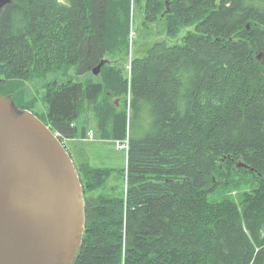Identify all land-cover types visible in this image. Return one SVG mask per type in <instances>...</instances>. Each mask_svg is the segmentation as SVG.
Returning <instances> with one entry per match:
<instances>
[{
    "label": "trees",
    "instance_id": "16d2710c",
    "mask_svg": "<svg viewBox=\"0 0 264 264\" xmlns=\"http://www.w3.org/2000/svg\"><path fill=\"white\" fill-rule=\"evenodd\" d=\"M167 1L8 0L0 94L31 110L16 99L27 80L87 74L48 81L35 115L63 145L92 117L100 140H128L122 169L74 163L85 230L73 264H264V0ZM131 43L143 54L124 69ZM241 181L238 198L221 195Z\"/></svg>",
    "mask_w": 264,
    "mask_h": 264
},
{
    "label": "water",
    "instance_id": "95a60500",
    "mask_svg": "<svg viewBox=\"0 0 264 264\" xmlns=\"http://www.w3.org/2000/svg\"><path fill=\"white\" fill-rule=\"evenodd\" d=\"M84 230L83 189L67 149L0 94V264H73Z\"/></svg>",
    "mask_w": 264,
    "mask_h": 264
},
{
    "label": "rangeland",
    "instance_id": "374dc122",
    "mask_svg": "<svg viewBox=\"0 0 264 264\" xmlns=\"http://www.w3.org/2000/svg\"><path fill=\"white\" fill-rule=\"evenodd\" d=\"M59 2H64L65 0H58ZM169 1V0H168ZM167 3L169 4V2ZM166 5V9H167ZM166 11V10H165ZM141 13L140 11H135V26L140 27L141 25ZM151 31L153 33L154 39L159 37L164 38V33L162 31L161 24H153L151 26ZM143 39L140 40V43L143 45ZM132 44V43H131ZM129 44L131 47V52L127 57L128 64H121V68L126 67L128 69L129 60L133 53L137 52L136 55L143 54V46L136 49L134 43ZM148 43H146L147 45ZM139 46V45H138ZM108 61H112L110 57L107 58ZM87 74L78 75L74 72L73 69L68 70L67 73L60 72H49L46 73L43 77H35L25 82L24 95L16 98L18 103L22 104L28 101L27 105L30 107L31 111L34 114L39 115L43 119L46 117L47 113V103L45 102V84L48 81L56 79L59 82L66 81L67 79H72L74 81H80L86 78ZM87 128L90 126H95V119L92 117L89 121ZM81 127L79 126V134L81 133ZM118 140V139H117ZM126 138L121 139L119 141H124ZM75 140H65L64 146L69 150L72 155L73 161L76 164L77 160L86 157V161L94 166V167H102V168H113V169H122L125 167V163L127 160V149L123 147L119 149L114 144V141H96L90 142L89 139L82 141V143ZM78 164V163H77ZM234 180H240L237 176L234 177ZM249 187V184H246L244 181L239 182L235 187L224 188L223 192H220L221 195H229L233 198H238L240 192H242L245 188Z\"/></svg>",
    "mask_w": 264,
    "mask_h": 264
},
{
    "label": "built area",
    "instance_id": "2783aa9c",
    "mask_svg": "<svg viewBox=\"0 0 264 264\" xmlns=\"http://www.w3.org/2000/svg\"><path fill=\"white\" fill-rule=\"evenodd\" d=\"M88 136L89 137H93V131L92 130H90L89 132H88ZM117 144H118V146L120 147V148H125V149H127L128 148V141L127 140H125L124 142H117Z\"/></svg>",
    "mask_w": 264,
    "mask_h": 264
},
{
    "label": "crops",
    "instance_id": "0c3cea01",
    "mask_svg": "<svg viewBox=\"0 0 264 264\" xmlns=\"http://www.w3.org/2000/svg\"><path fill=\"white\" fill-rule=\"evenodd\" d=\"M77 137H78V136H77ZM77 137H75L73 140H75V141L80 140V141H79L80 143H82V141H84V138H83V139H78Z\"/></svg>",
    "mask_w": 264,
    "mask_h": 264
}]
</instances>
